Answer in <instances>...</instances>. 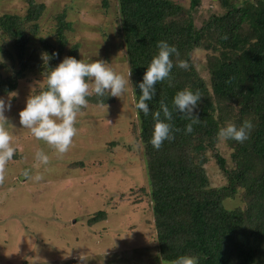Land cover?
Here are the masks:
<instances>
[{"label":"trees","instance_id":"obj_1","mask_svg":"<svg viewBox=\"0 0 264 264\" xmlns=\"http://www.w3.org/2000/svg\"><path fill=\"white\" fill-rule=\"evenodd\" d=\"M117 1L160 259L164 264H172L180 256H196L198 264H264V0H245L244 4L221 0L222 10L210 14L200 26L190 13L199 0H191L189 9L171 0ZM27 2L23 16L0 15V32L10 40L19 65L16 71L9 66L12 72L0 77V95L16 88L25 68L41 69L47 79L50 68L63 58L80 60L79 43L68 45L66 32L72 22L66 12L54 15L52 29L42 34L34 21L45 6L34 0ZM108 3L105 0L104 6ZM34 40L39 47L26 60L29 42ZM161 40L175 46L178 55L170 57V76L155 85V95L147 101L150 111L145 116L135 108L141 94L138 83ZM195 49L206 51L207 79L191 57ZM53 52L55 57L43 60V54L51 56ZM8 56L13 61V55ZM180 62H186L188 68L178 67ZM186 88L198 90L201 96L194 110L199 122L193 124L190 133L185 132L190 119L172 105L176 92ZM86 99L105 105L113 101V96L106 92L103 97L92 94ZM161 102L172 112V119L166 121L172 138L156 149L150 143L155 123L152 113L160 111ZM245 120L254 125L248 139L226 140L233 150V165L229 166L216 150L218 130L228 123L239 127ZM209 150H213L226 178L221 187L208 185L204 164ZM238 189L245 207L226 209L223 199ZM104 218L105 211L100 209L89 223Z\"/></svg>","mask_w":264,"mask_h":264},{"label":"rangeland","instance_id":"obj_2","mask_svg":"<svg viewBox=\"0 0 264 264\" xmlns=\"http://www.w3.org/2000/svg\"><path fill=\"white\" fill-rule=\"evenodd\" d=\"M34 1L42 2L46 9L34 21L36 30L42 34L51 30L54 15L64 10L72 22L66 32L68 45L79 43L80 60H104L114 72L127 77L117 0H107L106 7L105 0ZM171 1L185 9L191 2ZM222 1L244 4L245 0ZM27 9V0H0V15L23 16ZM221 10V0H199L190 13L200 26L210 14ZM9 42L0 32V77L12 72L9 66L14 71L19 69L17 53ZM29 44L34 48H27L26 60L39 47L36 40ZM205 52L195 49L191 57L207 79ZM40 71L25 68L16 88L0 95L11 103L4 113L5 127L15 150L0 180V264H164L143 147L137 139L130 78L124 93L113 97L111 103L99 105L87 100L77 113L72 143L60 154L19 124L18 112L26 98L46 85L45 73ZM12 93L15 95L9 96ZM216 150L229 166L233 165V150L225 140L219 138ZM37 152L48 156L46 164L37 159ZM207 157L204 171L208 185L221 187L226 178L213 150ZM236 191L223 199L226 209L245 207L241 189ZM100 209L105 211V218L89 223Z\"/></svg>","mask_w":264,"mask_h":264},{"label":"clouds","instance_id":"obj_3","mask_svg":"<svg viewBox=\"0 0 264 264\" xmlns=\"http://www.w3.org/2000/svg\"><path fill=\"white\" fill-rule=\"evenodd\" d=\"M227 39V37H224ZM157 54L151 59L146 68L142 81L138 83L140 96L135 104V108L145 116L149 114L147 101L152 100L155 95V85L157 82L168 79L173 68V55H178L175 46L169 45L166 41L157 42ZM57 54L53 52L51 56L43 54V60L49 61ZM180 68L187 69L186 62H180ZM114 72L109 68L104 60H94L83 62L73 57L63 58L55 67L50 68L47 73L46 90L36 95H29L26 98L24 107L18 112L19 124L30 130L31 134L38 140H42L55 148L57 153H64L72 143V138L76 134L74 127L77 113L88 101L87 97L95 94L103 97H120L128 84L129 77ZM15 93H12L13 96ZM201 96L199 91L193 92L191 89L177 91L172 99L174 109L183 113L190 119V123L185 126V132H192V126L199 122V118L194 114ZM11 107L10 100L7 102L0 99V180H3L4 165L14 155V148L10 146L11 136L5 124L7 118L4 113ZM161 114L163 119H161ZM155 121L150 138L151 145L159 149L165 140L171 139V126L166 121L172 119V112L163 102L160 104V111L152 113ZM254 125L251 121L245 120L238 127L233 123H228L218 130L217 136L222 140H235L243 142L248 139L249 133ZM37 159L42 163L48 162V156L43 152L36 153ZM27 175V173H25ZM41 177L37 175L36 180ZM172 264H198L196 256H180Z\"/></svg>","mask_w":264,"mask_h":264}]
</instances>
